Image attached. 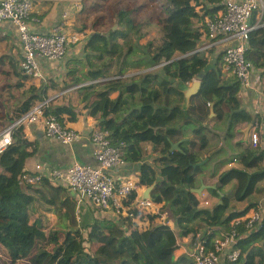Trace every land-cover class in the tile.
Segmentation results:
<instances>
[{"label":"trees","instance_id":"trees-1","mask_svg":"<svg viewBox=\"0 0 264 264\" xmlns=\"http://www.w3.org/2000/svg\"><path fill=\"white\" fill-rule=\"evenodd\" d=\"M111 1L97 0L93 9L100 2ZM128 1L161 4L160 44H141L147 37L142 30L150 22L135 17L137 7L119 11L114 16L119 26L116 30L105 34L96 30L89 38L85 60L79 61L86 70L77 75L79 70L72 69L69 87L85 85L75 90L78 105L97 119L98 130L107 133L111 146L121 150L125 163L141 164L138 184L147 188L155 185L152 201L164 205L179 234L156 222L161 214L138 208L137 193L124 201L129 209L125 220H88L77 213L74 194L49 177L43 176L35 185L25 184L22 175L27 161L37 154L38 144L27 138L22 126L14 132L13 145L0 155V264H13L20 257H28L31 264H194L191 256L176 258L179 238L192 236L213 250L220 229L239 238L236 248L241 255L232 264H264V204L236 212L226 197L223 204L204 209L192 191L200 185L197 178L209 172L219 177L217 189L209 191L214 198L220 200L219 192L236 182L234 199L245 202L264 181V151L260 148L245 147L240 141L231 145L232 153L223 151L236 138L237 126L255 124L256 118L243 108L237 79L226 78L220 62L213 64L199 50L202 32H207L206 21L225 9L224 0ZM98 22L96 19L93 27ZM246 59L255 68L264 69V28L251 32ZM9 60L11 67L4 69L6 61L0 58V72L6 80L0 87V130L52 99L44 95V86L28 85L32 78L21 66L22 57L20 61ZM130 70L146 73L127 77ZM196 79L201 80L202 88L187 108L183 90ZM14 99L22 105L6 110ZM211 109L215 112L212 119ZM45 114L55 116L64 126L79 116L75 105L61 104L58 99L50 101ZM211 120L224 123L225 131L217 126L208 129ZM191 124L195 127L190 133ZM209 130L223 131L225 146L195 168L206 160L203 151L208 146ZM182 140H186L180 145L182 152L171 151V142ZM143 144L160 149L153 164L133 154L137 148L142 150ZM222 166L227 169L219 175ZM39 209L54 212L65 228L45 233L39 219L31 224ZM250 210L262 213L260 223L253 228L247 227V222L232 224ZM137 221H148L149 225L139 230L135 228ZM6 252H10V262L4 258Z\"/></svg>","mask_w":264,"mask_h":264},{"label":"crops","instance_id":"crops-1","mask_svg":"<svg viewBox=\"0 0 264 264\" xmlns=\"http://www.w3.org/2000/svg\"><path fill=\"white\" fill-rule=\"evenodd\" d=\"M96 2L97 0H38L33 5L30 21L31 30L33 32L43 35L52 34L56 27L63 25V30L65 33L67 35H76L78 41L70 43L66 57L62 60L40 59V65L44 79H30L27 83L28 85H35L38 88L44 86L47 88V94L45 93L44 95H46L48 98L58 99V102L61 104H69V102H71L73 106L75 105L78 108V119L75 122L67 121L65 126L68 129L79 133L81 137L74 144L67 146L59 141L48 139L46 137L42 122L25 126L27 138L31 142L38 144L37 154L27 161L25 168L26 172L34 173L36 166L40 165L42 167L43 175L48 177L50 173L55 170L67 172L69 168L75 163L91 166L94 168L99 167L94 154L95 146L91 141L93 132L98 130V121L97 119L90 116L88 109H86L84 106L78 105L79 99L77 92H75L76 87H69V73L71 70L74 68L78 69L79 72L77 75H81L83 70V64L79 63V61L85 60L86 45L89 38L93 34L92 31H94L93 24L88 26V21L91 20V16H87V6H89L92 12ZM260 3L263 7L254 14L252 22L258 28H264V13H262V10L264 9V0H260ZM0 38L2 39L0 42V48L4 47L3 50L0 49V58L5 59L6 61V66L4 69H9L11 67L10 63L7 64V62L10 61L9 59H17L20 61L22 57L15 27L11 23H1ZM210 43L211 41L207 38L206 32L203 31L200 49L206 45H209ZM211 46L212 47L210 50L204 51L205 56L209 57L213 64H217L219 61L220 66L222 67L223 56L227 47V43H225V40L220 38L217 40V42H213ZM229 74L230 73H225V77H233L231 74ZM0 76L2 77L1 81H3H0L1 87V85L4 84L6 80L1 74ZM252 83L253 87L251 89L247 91L240 90L239 98L243 108L252 114L254 118H256V123L249 125L239 124L241 127L237 132H243L251 125L249 135L246 137L243 132L244 137L241 139V142L244 143L243 145L245 147L250 146V134L253 130H256L261 138L259 148L264 151V69L255 68ZM55 87H57V90ZM21 105L22 103L19 99H14L8 105L6 110L12 111L15 107H19ZM188 105L189 106L187 108L191 106V101ZM214 116V109H211L210 119H212ZM214 126L223 127V123H218L211 120L208 129H211V127ZM241 128L245 129L240 130ZM211 132L209 133L208 146L206 150L203 151L205 159H209L208 157L217 151V149L221 147L220 145L225 144L224 142H221L219 145L217 142H215L216 138L219 139V142L223 139L224 132H222V134L215 133L216 136L214 137ZM233 144H235V142ZM141 148L143 151L140 148H137L133 154L136 156L141 155V158H143L145 163L153 164V162L160 156V149L152 146L151 144H143ZM140 167L141 164H130L129 162H126L125 165L119 169L111 170L109 173L110 176L115 177L117 180L120 178H132L137 181L140 175ZM236 167L241 168L239 165ZM226 169L227 168L225 166H222L219 171V175L222 174ZM197 179L200 183L198 189L203 185L207 187H218L219 177H212L209 172H205V174L200 175ZM59 185L67 188L63 182H59ZM234 185H236V182L226 186L220 193L225 195V198H229L231 207L234 208L236 212H243L246 208H249L253 204H264V181L259 183L254 194L249 200L245 202L235 201V192L233 191L236 188ZM146 189L147 187L140 186L137 191L138 197L142 198ZM209 191L210 190H206L203 193L210 204L208 207H205L201 204V208L212 209L215 207V205L219 204L221 200L220 199L219 201H216V198H214ZM196 195L200 201V194ZM77 205V213L79 216H82L83 219H109L117 222L120 221V218H127L126 212L117 214L114 208L106 211L91 205H79L78 202ZM150 212L154 215L161 214L162 217L158 218L156 222L170 226L177 234H179L176 222L170 218L169 212L164 210V205L157 204L156 207ZM252 212L253 211L250 210L245 218L251 215ZM38 219L42 221V227L45 233H49L53 230H63L65 228L61 219L54 212H47L43 209H39L37 213L31 218V224H33ZM136 225L137 226L135 228H138L139 230H145L148 227L149 222L138 221ZM199 244L200 241L194 240V237L192 236L179 238V248L175 252L176 258L187 255L192 257V255L196 253ZM10 259L12 260L10 252H6L5 260L10 262ZM26 261H29V258L23 259L20 257L17 259V262L13 264H23Z\"/></svg>","mask_w":264,"mask_h":264},{"label":"built area","instance_id":"built-area-1","mask_svg":"<svg viewBox=\"0 0 264 264\" xmlns=\"http://www.w3.org/2000/svg\"><path fill=\"white\" fill-rule=\"evenodd\" d=\"M36 1L38 0H0V24L7 22L15 27L22 52V68L32 79L43 80L40 59H64L70 43L78 41V38L76 35H67L63 25L56 27L52 34L43 35L33 32L30 21ZM224 5L223 11L206 21V34L211 43L200 51L210 50L211 44L220 38L225 40L227 47L223 56V71L237 79L241 91H247L253 87L255 67L246 59V54L249 49L250 34L258 28L253 24L252 18L263 6L260 0H224ZM83 86L85 85L78 86L76 89ZM51 100H44L29 113L0 131V155L13 145V135L17 128L39 122L43 123L46 137L50 140H56L68 146L80 139L79 133L68 129L55 116L45 114ZM250 140L251 147H260L261 138L256 130L251 132ZM91 141L95 146L94 154L99 164L98 168L75 163L67 172L55 170L48 177L55 185L63 182L74 194L79 205H91L106 211L114 208L117 214L126 212L127 217L129 209L124 205V201L137 193L140 185L132 178L117 180L110 176L109 172L125 165V160L121 150L111 146L107 133L95 130ZM43 176L42 167L37 165L34 173L26 172L22 175V181L27 185H35ZM200 201L205 207L210 204L204 193L200 195ZM156 205L151 200L143 201L140 197L136 199V206L149 212ZM252 211L248 217L237 218L232 224L247 222V227L253 228L263 218L261 212ZM238 240L236 233L220 229L213 250H208L200 241L196 253L192 255L194 264L237 262L241 255V251L236 248Z\"/></svg>","mask_w":264,"mask_h":264},{"label":"rangeland","instance_id":"rangeland-1","mask_svg":"<svg viewBox=\"0 0 264 264\" xmlns=\"http://www.w3.org/2000/svg\"><path fill=\"white\" fill-rule=\"evenodd\" d=\"M134 7H137V12L135 15V17L137 19H140L143 22H145V21L150 22L149 26H145L142 30L143 34H146L147 37H145L141 40V44L145 45L151 41H153L154 45L160 44L161 38H162V28H161V26L158 25V18L160 16V11H161V4L160 3L152 4V3L147 2V1H140V2H136V3H132L128 0H112L110 3H106V4L103 2H100L98 4V6L96 7V9H92V12H91V9L89 8V6H87V16H91V20L88 21V26H91L92 24H94V21H96V19H99V22H98L97 26L94 27V31H92V33H95V31L97 30V31L101 32L102 34H105L110 29L116 30L119 26H118L117 21H116L114 16H116L119 11H122V10L127 11L129 9H133ZM3 48L4 47H2L0 49L3 50ZM156 68H159V67H156ZM84 70H86V69L83 68V71ZM223 72H224V74L227 73L225 71H223ZM112 73L113 74L116 73V70H112ZM144 73H146V70H138V71L137 70L136 71L130 70L127 73V77H130V75H133V74L136 75V74H144ZM0 74H1V72H0ZM1 78L2 77L0 76V81H1ZM195 81H197V79L194 80L189 86H191ZM98 82H101V80H99ZM8 125L9 124L4 125L5 127L3 126V128L1 130L6 128ZM194 127L195 126L193 124H191L188 131L191 133V131L194 129ZM240 127H241V125H239V127L237 126L236 138L232 142L230 141V145H229L230 147L227 146L228 149L225 148L223 150L224 153L227 154L228 150H229V152L232 153V151L234 150V148L232 147L233 143L234 142L235 143L240 142L241 139H243V137H244L243 132H240V133L237 132ZM219 128L224 130V127H219ZM242 129H245V128H241L240 130H242ZM222 132L223 131H221V130H217L216 132H211V134H213V137H214V136H216L215 133L222 134ZM208 139H209V137H208ZM215 142H217L220 145V143L224 142V141L222 139L219 142V139L216 138ZM220 146L224 147L225 145H220ZM217 160L222 161L223 158L218 157ZM233 192H236V191L234 190ZM216 201H219V199L216 198ZM0 253H2L1 250H0ZM25 259H28V257ZM3 261H5V260H3ZM23 264H31L30 259H29V261H26Z\"/></svg>","mask_w":264,"mask_h":264},{"label":"water","instance_id":"water-1","mask_svg":"<svg viewBox=\"0 0 264 264\" xmlns=\"http://www.w3.org/2000/svg\"><path fill=\"white\" fill-rule=\"evenodd\" d=\"M174 81V80H173ZM202 88V82H201V80L200 79H197V81H195L191 86H187L184 90H183V93H184V95H185V97H186V106L188 107L189 105V103H190V101H191V99H192V97L194 96V95H196L199 91H200V89ZM212 114H214V113H212ZM251 129V125L249 126V128L248 129H246L245 131H243L244 132V134L246 135V137L249 135V130ZM184 141H186V140H182V141H180V142H178V143H173V142H171V151H174V150H177V151H180V152H182L181 151V148H180V145H181V143H183ZM208 161V159H206V160H204L202 163H199V164H197V165H194L195 166V168H198L199 166H201V165H203V164H205L206 162ZM154 187H155V185L154 186H152V187H149V188H147L146 189V191H145V193H144V195L142 196V198H141V200H143V201H146V200H151L152 201V196H151V194H152V191H153V189H154ZM213 190V189H217L216 187H210V186H202L201 188H199V189H194V190H192L194 193H196V194H202L204 191H206V190ZM219 194H220V202H219V204L218 205H221V204H223V199L225 198V195H223L222 193H220L219 192Z\"/></svg>","mask_w":264,"mask_h":264},{"label":"clouds","instance_id":"clouds-1","mask_svg":"<svg viewBox=\"0 0 264 264\" xmlns=\"http://www.w3.org/2000/svg\"><path fill=\"white\" fill-rule=\"evenodd\" d=\"M251 146V145H250Z\"/></svg>","mask_w":264,"mask_h":264}]
</instances>
